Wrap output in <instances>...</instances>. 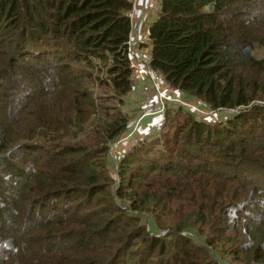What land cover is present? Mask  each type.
Segmentation results:
<instances>
[{
	"label": "trees",
	"instance_id": "obj_1",
	"mask_svg": "<svg viewBox=\"0 0 264 264\" xmlns=\"http://www.w3.org/2000/svg\"><path fill=\"white\" fill-rule=\"evenodd\" d=\"M131 10L0 0V264H264V0H158L150 69L235 111L165 102L113 162L141 111Z\"/></svg>",
	"mask_w": 264,
	"mask_h": 264
},
{
	"label": "built area",
	"instance_id": "obj_2",
	"mask_svg": "<svg viewBox=\"0 0 264 264\" xmlns=\"http://www.w3.org/2000/svg\"><path fill=\"white\" fill-rule=\"evenodd\" d=\"M132 6L136 0H130ZM145 5L148 9H151L149 13L151 17L155 15L158 11V0H149ZM144 9V8H143ZM146 13V12H144ZM131 19L132 26V35L127 41V58L128 66L130 68L129 79L132 83V88L138 90L140 94L139 104L141 106V111L139 115L129 121L124 131L128 128H135V136L138 132H142V136L135 137L132 133H125L121 138L126 141L128 146L122 151L125 153L131 145L136 144L142 137H144L149 131L156 128L159 123L163 120V107L165 102H171L178 105H183L187 107L191 112L195 113L197 116L207 119L211 123H218L221 120L216 121L213 118V114L216 110L209 108L202 100L192 99L189 102L182 100V94L178 89L170 87L162 77L154 73L149 67V46H140L141 43L147 41L146 35V19H141L139 23L136 24L139 20H136L135 23L132 20L131 12L128 13ZM151 19V18H149ZM222 110V109H220ZM218 111V110H217ZM229 113L234 112V109H226ZM158 116V122L153 124L151 128H148L147 131H144L143 128L140 129V122L146 116ZM130 128V129H131ZM137 132V134H136ZM127 138V139H126Z\"/></svg>",
	"mask_w": 264,
	"mask_h": 264
},
{
	"label": "rangeland",
	"instance_id": "obj_3",
	"mask_svg": "<svg viewBox=\"0 0 264 264\" xmlns=\"http://www.w3.org/2000/svg\"><path fill=\"white\" fill-rule=\"evenodd\" d=\"M149 1V0H148ZM147 1V2H148ZM146 2V3H147ZM134 5H135V3H134ZM145 5V4H144ZM147 5H145L144 6V9H143V7H142V9H141V12H140V14H139V16H138V18H136V20H138L139 19V21L138 22H136V24L137 23H139L140 22V20L141 19H149V18H152L151 17V14L149 13V11H151V9H148L147 7H146ZM144 12H146V13H144ZM141 14H142V16H141ZM133 16V15H132ZM136 91V90H135ZM182 100H184L185 102H189V101H191L192 100V98H190V97H188L187 95H185V94H183L182 95ZM181 106H183V105H181ZM183 107H185V106H183ZM185 108H187V107H185ZM188 109V108H187ZM193 113V112H192ZM229 112L228 111H225V110H218V111H215L214 112V114H213V118L216 120V121H218V120H222V119H224V117H225V115H227ZM195 114V113H194ZM153 115V114H152ZM196 115V114H195ZM136 118V116L135 117H133L132 119H130V121L131 120H133V119H135ZM152 118V117H151ZM144 119V118H143ZM141 120V122H140V129L142 128V127H145L144 125L146 124V122H145V120ZM154 124V123H153ZM153 124H151V127H152V125ZM151 127H149V128H151ZM131 127H128L126 130H125V133H132V131H133V136H135V128H131ZM145 129H148V126H146L145 127ZM139 135H141V133L140 134H137V136H135V137H138ZM122 137V135L117 139V140H115L114 142H112L111 144H110V146H109V153H110V156H111V158H112V161L113 162H115V160H117L119 157V155H122V151L124 150V149H126V147L128 146V144H126V141L123 139V138H121ZM127 139V138H126ZM124 154V153H123ZM147 229H149V231L151 232V233H155V234H157L158 232H157V230L155 231V229H154V227H153V224H152V222H150V225H148V227H147ZM161 234H162V232H161Z\"/></svg>",
	"mask_w": 264,
	"mask_h": 264
},
{
	"label": "crops",
	"instance_id": "obj_4",
	"mask_svg": "<svg viewBox=\"0 0 264 264\" xmlns=\"http://www.w3.org/2000/svg\"><path fill=\"white\" fill-rule=\"evenodd\" d=\"M148 0H136L135 5L132 6V10H131V14L133 15L132 20L133 22L136 21V18H138L142 7L144 8V4H146ZM139 20V19H138ZM135 23V22H134ZM157 115H153L152 118H156ZM145 127L148 126L151 127V124L148 125V122L144 125ZM145 127H142L144 129V131H147V129H145ZM139 136H142V132H138V134H140Z\"/></svg>",
	"mask_w": 264,
	"mask_h": 264
}]
</instances>
